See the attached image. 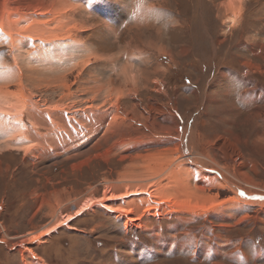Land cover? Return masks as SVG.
<instances>
[{"label": "rangeland", "instance_id": "1", "mask_svg": "<svg viewBox=\"0 0 264 264\" xmlns=\"http://www.w3.org/2000/svg\"><path fill=\"white\" fill-rule=\"evenodd\" d=\"M57 1L0 0V264H264V0Z\"/></svg>", "mask_w": 264, "mask_h": 264}, {"label": "bare ground", "instance_id": "2", "mask_svg": "<svg viewBox=\"0 0 264 264\" xmlns=\"http://www.w3.org/2000/svg\"><path fill=\"white\" fill-rule=\"evenodd\" d=\"M57 2H59V0L57 1ZM164 2V1H163ZM162 2V3H163ZM60 4L62 3L63 4V1L62 0H60V2H59ZM156 3V2H155ZM155 3L153 4V3H150V2H148V3H144V5H140V7H142L141 8V11L143 12V14H144V18H145V20H149V17L150 16H152V15H154V16H156L157 15V9H159L158 8V6H156L155 5ZM242 3H244L243 2V0H232V2H231V5L229 4V0H222L221 1V6L222 7H225V9H227V11H231L233 14H236L238 11H239V9H241V5H242ZM62 4L60 5V6H62ZM159 4V3H158ZM62 9V8H61ZM161 9V8H160ZM159 9V11H161ZM159 11H158V16L157 17H159ZM237 15V14H236ZM235 15V16H236ZM36 22V21H35ZM147 23H149V22H147ZM146 23V24H147ZM16 27V26H15ZM25 27V26H24ZM150 27V26H149ZM8 28H9V33H10V30L12 29V28H14V25L13 24H11L10 23V25L8 24ZM6 29V28H5ZM7 31V30H6ZM14 40V39H13ZM6 94H8V92L6 91H2V92H0V96H6ZM256 202H260L259 200H257ZM90 201H86V203H85V205H87V206H89L90 204ZM92 203V202H91ZM83 208V207H82ZM56 227V226H55ZM54 230V228H48V229H46L45 231H41V232H39L38 234H32L30 237H31V239L30 240H36V239H38L39 237H41V236H43V235H45V234H48V233H50L51 231H53ZM39 263H43L42 261H39Z\"/></svg>", "mask_w": 264, "mask_h": 264}, {"label": "snow or ice", "instance_id": "3", "mask_svg": "<svg viewBox=\"0 0 264 264\" xmlns=\"http://www.w3.org/2000/svg\"><path fill=\"white\" fill-rule=\"evenodd\" d=\"M232 0H229V4L231 5ZM241 195H243V193H241ZM258 199H262L264 200V197H258ZM85 207H87V205H85ZM81 211H83V209H81ZM69 219H71V217H69Z\"/></svg>", "mask_w": 264, "mask_h": 264}]
</instances>
